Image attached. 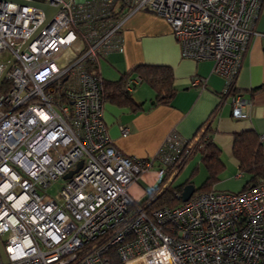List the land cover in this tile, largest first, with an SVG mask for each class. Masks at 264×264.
<instances>
[{"label":"built area","instance_id":"2783aa9c","mask_svg":"<svg viewBox=\"0 0 264 264\" xmlns=\"http://www.w3.org/2000/svg\"><path fill=\"white\" fill-rule=\"evenodd\" d=\"M25 1L61 7L19 54L45 14L0 0V56L9 54L0 77L17 58L0 84V239L9 264H111L110 250L123 264H264V182L151 212L135 203L130 186L156 162L173 168L171 182L200 136L172 131L155 156L125 155L108 134L104 79L95 73L124 52L126 17L148 10L171 25L185 58L213 61L227 93L264 0ZM141 82L130 79L126 90ZM232 105L234 118L249 116L242 96ZM59 182L54 197L48 191Z\"/></svg>","mask_w":264,"mask_h":264},{"label":"crops","instance_id":"0c3cea01","mask_svg":"<svg viewBox=\"0 0 264 264\" xmlns=\"http://www.w3.org/2000/svg\"><path fill=\"white\" fill-rule=\"evenodd\" d=\"M255 30L257 35L252 38L236 84L240 91L237 95L249 102V116L238 119L232 115L233 96L220 103L226 83L223 77L213 72V61L185 58L171 25L153 12L138 10L130 13L123 25L124 52H114L105 58L114 72L111 73L107 68L110 78L103 77L100 61L97 73L105 80L117 81L139 64L169 66L172 69L176 95L170 105L154 104L155 91L146 82H141L131 93L135 102L141 106L140 109L134 111L128 107L105 103L104 121L114 145L127 156L149 158L157 154L172 131L183 139L193 140L196 135L200 136L197 134L200 127L207 124L212 130V140L222 151L221 157L226 166L224 173L228 166L230 168L227 175L221 177L214 186V191L242 192L231 190V176L236 173L234 171L238 172L236 178H243L233 156L234 137L247 130H254L260 136L264 134V4ZM137 77L139 76L133 75L130 79ZM195 79H199L197 84L194 83ZM121 127L129 130L127 136L122 135ZM262 142L264 145V140ZM195 156H199L201 161L200 154ZM190 161L192 160H189L183 171ZM199 164L200 162L196 165ZM197 166L193 167L189 178ZM199 170L200 166L197 173ZM161 174L164 173L153 168L141 175L129 188L132 198L137 202L147 187L158 180L160 183L164 178ZM194 178L192 182L197 187ZM245 184L246 182L242 189ZM146 192L148 197V191Z\"/></svg>","mask_w":264,"mask_h":264},{"label":"trees","instance_id":"16d2710c","mask_svg":"<svg viewBox=\"0 0 264 264\" xmlns=\"http://www.w3.org/2000/svg\"><path fill=\"white\" fill-rule=\"evenodd\" d=\"M95 70L96 73L98 67L97 69L95 68ZM133 75L141 77L142 82L149 84L155 91L156 97L154 104L170 105L172 103L176 95L172 69L165 65L147 64L134 66L117 81L104 79V102H109L119 107H128L134 111L140 109L141 106L133 99L132 92L126 90V84ZM236 84L237 82L235 81L231 89L227 93H223L220 103H222L225 98L237 95L240 92ZM211 133L212 130L209 125L205 124L200 127L197 133L200 134V138L191 156L183 164L178 166L177 174L171 182L169 181V176L173 168L165 166L162 162H156L155 168H158L164 173L163 180L157 187H154L148 192L149 195L143 203L136 201L135 203L138 205H147V210L150 212L166 206H178L182 203L180 195L184 187L188 184H193L192 178L196 176L200 165L204 166L206 177L199 186L195 187L196 191L194 195L214 191V186L220 181L226 166L221 157L222 151L212 140ZM197 154H200L201 161L199 166L194 169L191 177L187 181L174 184L189 160ZM233 156L238 162L240 173L243 176H247V181L242 191L251 189L253 186L264 182V145L260 140V135L254 130H247L236 134L233 143ZM168 181L169 184L163 188V184ZM108 258L111 264H123L113 250L108 252Z\"/></svg>","mask_w":264,"mask_h":264},{"label":"rangeland","instance_id":"374dc122","mask_svg":"<svg viewBox=\"0 0 264 264\" xmlns=\"http://www.w3.org/2000/svg\"><path fill=\"white\" fill-rule=\"evenodd\" d=\"M68 56L71 57V54L68 53ZM8 57H9V54H6V55H3L2 57L0 56V59L3 60V59H7ZM100 68H101V73H103V77L108 78V79L110 77H109V73L107 71V68L109 69V71L111 73L114 72L113 67L109 63L105 62V59L104 60L103 59L101 60V67ZM119 77H120V75H119ZM190 160H192V161H190V164L187 166V169L185 171H183V173L178 177V179L175 181L174 184H179L181 182L186 181V179L189 178L190 172L192 171L193 167L194 166H197L196 164L200 162V157L199 156H194ZM226 164H227V166L229 165V163H226ZM229 169L230 168L228 166L227 171L224 174H222L221 177H225V175H227L226 173L229 171ZM234 172H236V173L231 176V178L233 179L232 189L231 190H233L234 192H238V191H241L242 190V187H243L244 183L247 180V176H243V178L238 179V178L235 177L238 174L237 170L234 171ZM163 176H164V174L161 177H163ZM161 177H160V179H161ZM205 177H206L205 168H204L203 165H200L199 173H197L196 176H195V178L193 179L194 180V184L196 186H199L202 183V181L205 179ZM140 184H141V182H140ZM158 184H159V180L157 182H155L152 186L147 187V189L137 199L138 200L137 202L143 203V201L146 200V197H147V192L146 191L149 192L153 187H157ZM167 184H169V181L163 184V188L166 187ZM62 185H63V183L62 182H59L57 185L52 186L49 189L48 193L50 195L56 197L58 195V190H60V188L62 187ZM161 190H162V188H161Z\"/></svg>","mask_w":264,"mask_h":264},{"label":"water","instance_id":"95a60500","mask_svg":"<svg viewBox=\"0 0 264 264\" xmlns=\"http://www.w3.org/2000/svg\"><path fill=\"white\" fill-rule=\"evenodd\" d=\"M5 1L14 2V3L21 4V5L34 6L36 8L43 10V12L45 14V20L39 26V28L35 31V33L32 35V37L24 43V45L21 47V50L19 51V54H21L23 52V50L33 40V38L37 35V33L47 24V22L56 14V12L61 7V6L54 7V6H51V5L42 3V2H36V1H25V0H5ZM16 60H17V58L13 57V59L11 61L6 63V68H5L2 76L0 77V84L4 80L7 73L11 70V68L15 64ZM80 166H81V163L78 164V167L76 170L68 173L65 176V179L70 178L73 173L77 172L78 169L80 168ZM195 191L196 190H195V187L193 184L186 185L183 189L181 196H180L182 202H187L194 195ZM0 259H1L3 264H9V260H8V257H7V254L5 252V249H4V246L2 244L1 239H0Z\"/></svg>","mask_w":264,"mask_h":264}]
</instances>
